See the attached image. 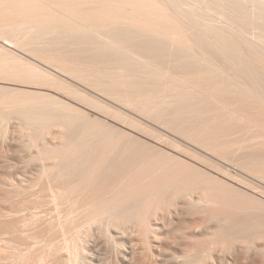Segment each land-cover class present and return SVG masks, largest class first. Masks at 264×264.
<instances>
[{
  "label": "bare ground",
  "instance_id": "obj_1",
  "mask_svg": "<svg viewBox=\"0 0 264 264\" xmlns=\"http://www.w3.org/2000/svg\"><path fill=\"white\" fill-rule=\"evenodd\" d=\"M15 119L0 264H264V0H0Z\"/></svg>",
  "mask_w": 264,
  "mask_h": 264
},
{
  "label": "rangeland",
  "instance_id": "obj_2",
  "mask_svg": "<svg viewBox=\"0 0 264 264\" xmlns=\"http://www.w3.org/2000/svg\"><path fill=\"white\" fill-rule=\"evenodd\" d=\"M256 4V3H255ZM3 41V40H2ZM5 42V41H4ZM49 66V68L51 69V70H54V71H58V72H60V70H58V69H56V68H54L53 66H51V65H48ZM83 84V83H82ZM85 85V84H84ZM58 94H60L61 96H63L64 98H66V99H68V100H71V101H73V102H75L76 104H78V105H80L81 107H83V109H87V110H90V111H92V112H95V113H97V114H100V115H102V116H104V117H108V118H110V119H113L114 121H116V122H118L119 124H122V125H124V126H126V127H128L129 125L127 124V123H124V122H121L122 121V119H114L113 117H111L109 114H107V113H105V112H108V110L107 109H99V108H94V106H92L91 104H89V103H87L86 101L84 102V101H82V100H80L77 96H75V95H68V94H65V93H62V92H57ZM96 107V106H95ZM16 120V119H15ZM13 121V120H12ZM18 120H16V122L14 123V121L13 122H11V124H10V134H9V136L5 139H2V138H0V148L3 146L4 148H6V145L8 144V142L10 141V140H12V141H15V140H17V139H20V137H21V131H20V127L18 126V122H17ZM0 129L2 130V127H0ZM27 152V151H26ZM26 152H24V153H26ZM29 152V151H28ZM20 155H22V154H20ZM11 161H12V169L13 170H16V169H22V173H23V170L25 171V174L30 170V172L31 173H28V174H26L27 176L28 175H31L32 173H33V171H34V167L33 166H35L36 168H37V165L39 164L38 162H33L32 164H28L27 162H24L21 158H19V157H16L14 154H12V156H11V159H10ZM228 162H226V166L228 167V169L229 168H231L233 171H234V169L236 168L234 165L232 166V165H230V163H228ZM33 167V168H32ZM235 167V168H234ZM33 169V171H32V169ZM19 170V171H20ZM235 171H237V168H236V170ZM27 212V213H26ZM26 212H24V216H26L28 213H30L29 211H26ZM4 244V241H3V239L2 238H0V245H3ZM126 251H127V253L129 252V249H125ZM126 251H125V253H124V250H123V253L121 254V255H117V258L115 259L114 257H112L113 256V254L112 253H110V254H112V255H110L109 257H110V260H111V258H112V260L110 261V262H112L113 261V259H115V260H118V257L120 258V257H122L121 259H123V257H125V254H126ZM107 253V252H106ZM106 253L105 252H102L101 253V256L99 255L98 257L96 256L95 257V260H94V263L95 264H108L109 262H108V259L107 258H109L108 257V254H107V256H106ZM105 254V255H104ZM96 258H97V260H96ZM153 258H150L149 260H152ZM154 260V259H153ZM152 260V261H153ZM152 261H150L151 262V264H155V263H152ZM115 262V261H114ZM113 262V263H114ZM117 262L119 263L120 262V260H118V261H116L114 264H117ZM154 262V261H153ZM93 263V264H94ZM113 263H111V264H113ZM148 263H149V261H148ZM147 263V261H146V264H148ZM120 264V263H119ZM150 264V263H149Z\"/></svg>",
  "mask_w": 264,
  "mask_h": 264
}]
</instances>
